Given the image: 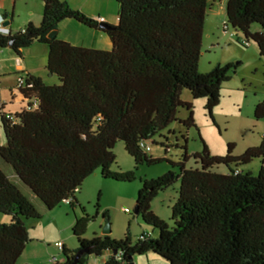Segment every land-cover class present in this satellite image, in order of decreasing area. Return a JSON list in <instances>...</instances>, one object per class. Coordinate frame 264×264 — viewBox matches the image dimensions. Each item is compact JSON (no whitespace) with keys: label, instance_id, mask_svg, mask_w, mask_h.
<instances>
[{"label":"trees","instance_id":"obj_1","mask_svg":"<svg viewBox=\"0 0 264 264\" xmlns=\"http://www.w3.org/2000/svg\"><path fill=\"white\" fill-rule=\"evenodd\" d=\"M40 1L38 26L29 23L23 32H0V49L16 56L33 44L45 45L46 73L58 82L46 85L39 77L18 74L23 84L16 90L24 106L14 115L0 113V214L9 218L0 224V264H17L30 241L26 221L41 219L67 200L82 211L71 228L77 246L70 249L61 243L62 261L50 264H72L79 251L83 254L77 264L104 254V264H134V257L146 254L169 264H264V136L259 146L236 157L231 155L232 144L223 157H212L203 145L201 153L193 155L197 168H186V146L178 162L150 155L149 142L176 121L179 108L189 112L183 125L193 126L191 105L181 100L183 90L194 100L206 99L205 110L211 115L223 83L238 68L239 63L198 72L204 20L213 0H116L118 24L109 30L64 0ZM65 20L105 34L111 49L72 46L57 36L49 39ZM253 25L261 31H252ZM227 26L243 35L242 45L254 42L264 58V0H226ZM254 117L264 123V100L255 106ZM118 142L134 162L131 172L111 170ZM256 158L261 159L256 175L238 170ZM163 161L177 171L145 180L134 207V215L157 230L156 238L152 233H142L135 241L129 234L119 240L84 238L94 218L75 194L86 178L99 171L105 180L130 183L140 165ZM1 164L9 166L10 173ZM218 165L227 172H214ZM176 182L168 225L151 211V203ZM101 217L107 221L108 211Z\"/></svg>","mask_w":264,"mask_h":264},{"label":"rangeland","instance_id":"obj_2","mask_svg":"<svg viewBox=\"0 0 264 264\" xmlns=\"http://www.w3.org/2000/svg\"><path fill=\"white\" fill-rule=\"evenodd\" d=\"M219 1L213 0L215 8L207 11L204 20L198 72L206 74L217 65L226 66L239 63L238 68L235 73L230 74V80L223 83L219 104L213 108L211 115L205 110L206 99L194 100L189 91L183 90L181 100L191 105L193 126L183 125L182 122L188 118L189 112L185 108H179L176 121L149 142L152 157L166 158L171 162L180 160L184 152L181 148L186 146L189 156L186 168L199 167V162L193 159V155L201 153L203 145L206 146L212 157H223L227 153V146L232 144L231 155L236 157L242 155L249 148L259 146L264 136V123L254 117L255 106L264 100V58L259 56L254 42L249 41V44L244 46L241 44L244 37L240 32H235L229 26L224 29L225 14H216L219 11ZM31 3L38 6V13L41 14V3L36 0H31ZM27 16L28 11L22 5L14 13V26L18 29L21 26H26L23 23ZM251 30L261 31L258 25H253ZM104 39L106 38L104 37ZM85 42L91 43L92 41H88L86 38ZM36 47L46 51L45 46ZM40 59V57L27 59V62L36 68L37 74L42 78L44 84L57 85L55 77L48 78L43 72L46 55L44 54ZM39 63H41L40 67ZM10 104L13 103L7 102V109L14 112L15 106ZM1 129L0 126V144L3 143ZM113 153L115 164L111 167L112 171L131 172L134 170V162L124 150L121 142L115 145ZM1 165L5 171L10 173L9 166ZM260 165L261 159L256 158L249 164L238 167V170L242 173L249 172L256 175ZM231 167L233 168V166ZM169 170L177 171L168 162L163 161L152 166L140 165L134 172V180L130 183L105 180L99 171L86 178L75 194L85 213L90 218H94L88 223L84 238L103 236L102 229L105 221L101 217V212L104 210H107L109 214L110 238L119 240L129 234L135 241L142 233L150 235L152 233V237L156 238L157 230L144 224L139 216L134 215L135 201L137 192L145 180L156 179ZM213 171L225 174L227 167L218 165L213 168ZM178 185L176 182L166 190L159 192L151 203V211L168 225L171 224L170 209L177 198ZM19 186L21 190H27L22 184ZM96 204L99 205V208L96 207ZM124 209H128L129 213H124ZM81 217L80 207L71 208L68 203L62 202L54 209L42 214L41 219L26 221L30 241L17 264L36 263V261L41 262L46 259L47 264H50V258L54 257L58 259V262H61L63 257L56 243L63 242L70 249L77 246L71 228L75 218ZM8 222L9 218L0 214V224ZM92 263L93 260H91ZM133 263L169 264L164 259L152 254L136 256Z\"/></svg>","mask_w":264,"mask_h":264},{"label":"crops","instance_id":"obj_3","mask_svg":"<svg viewBox=\"0 0 264 264\" xmlns=\"http://www.w3.org/2000/svg\"><path fill=\"white\" fill-rule=\"evenodd\" d=\"M36 1L40 2L41 6H43L40 0H36ZM64 1L72 9L81 12L88 18H91L97 22L100 19H103L102 23H105L109 26H116L118 24V7L116 4V0H64ZM219 2H220L219 11H217L216 14L217 15H220L222 13L225 14L226 0H220ZM22 5L28 11V16L26 18V21L23 23V25H27L31 23L34 26H38L41 21L42 11L41 14H39L38 6L32 5L31 0H21L15 2H13L12 0H0V15L3 16V13L7 15L6 22H8L9 24L6 26V28L10 29V32L13 34L20 32L25 27V26L24 27L19 26L20 28L18 29L16 26H14L15 22L13 20L14 13L18 11V9L21 8ZM213 7L215 8V4H213ZM10 18L12 21H10ZM98 35H100L101 37H97ZM56 36L60 40L65 41L72 46L83 47L87 49L109 51L112 47L111 42L109 41L108 37L105 34L95 30L88 29L72 20H65L61 22L58 27ZM102 36H104L106 39H104V37ZM86 38L88 39V41L90 40L92 42L91 43L85 42ZM36 46H45V45L33 44L30 47L23 49L20 53V56H16L12 51L8 49H0V104H1L0 113L14 115L16 113H19L24 106L23 98L15 88L18 74L27 73L29 75L39 77L42 80L39 74H37L36 68L33 67L31 63L27 62V59H32V58L37 59V57H40L42 59L44 54L46 55V61H47V47L45 46L44 48L46 49V51H43V49ZM40 65L41 63H39V67ZM43 72L46 74L48 78H51L47 75L45 67L43 69ZM10 101L11 103H13L10 105L15 106L14 112H10L7 109V102ZM3 144L4 141L2 144H0V146ZM57 243H62L64 245L63 242H57ZM53 259L58 261L56 257L50 258L49 261H52ZM91 260H93L92 264H104L106 260V254H104L100 258L91 256L88 258L86 264H91ZM47 262L48 261L46 259L41 262L39 261H36V263L24 262L23 264H47Z\"/></svg>","mask_w":264,"mask_h":264},{"label":"water","instance_id":"obj_4","mask_svg":"<svg viewBox=\"0 0 264 264\" xmlns=\"http://www.w3.org/2000/svg\"><path fill=\"white\" fill-rule=\"evenodd\" d=\"M8 24H9L8 22H4V23H3V26H7ZM99 27H100L101 29H105V30H109V29H110V26L107 25V24H102V25H100ZM55 36H56V32H51V33H49L48 38H49V39H52V38H54ZM134 213H135V214L137 213L136 209L134 210ZM110 232H111V231H110V225H109V221L107 220V221H105V223H104V225H103L102 235H103V236H109ZM82 254H83V251H79V252L75 255V258H74V261H73L72 264H77L79 258L82 256Z\"/></svg>","mask_w":264,"mask_h":264},{"label":"built area","instance_id":"obj_5","mask_svg":"<svg viewBox=\"0 0 264 264\" xmlns=\"http://www.w3.org/2000/svg\"><path fill=\"white\" fill-rule=\"evenodd\" d=\"M98 22H103V19H100ZM223 27H224V29H226L225 23H223ZM1 31L4 32L5 34L7 33V30H5V29H1ZM21 32H23V31H21ZM248 44L249 43H245L244 46H247ZM22 84H23V78L17 77V79H16V87H20ZM145 146H146V150H148V147H147L148 145L145 144ZM68 201L69 200H67L66 203H68ZM124 213H126V214L129 213V210L128 209H124ZM56 246L60 247L61 246V243H56ZM54 260L55 259H53L52 261H54Z\"/></svg>","mask_w":264,"mask_h":264},{"label":"clouds","instance_id":"obj_6","mask_svg":"<svg viewBox=\"0 0 264 264\" xmlns=\"http://www.w3.org/2000/svg\"><path fill=\"white\" fill-rule=\"evenodd\" d=\"M6 22V20L2 17V15H0V32L5 34L4 32L1 31V29H5L8 32V29L6 28V26H3V23ZM22 31V30H21Z\"/></svg>","mask_w":264,"mask_h":264}]
</instances>
